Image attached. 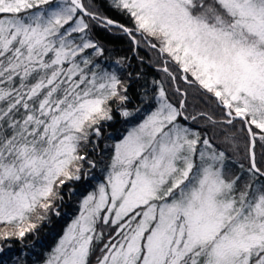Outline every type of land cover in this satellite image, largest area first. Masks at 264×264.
<instances>
[{"label":"snow or ice","instance_id":"snow-or-ice-1","mask_svg":"<svg viewBox=\"0 0 264 264\" xmlns=\"http://www.w3.org/2000/svg\"><path fill=\"white\" fill-rule=\"evenodd\" d=\"M114 109L130 127L96 175ZM71 182L41 264H264V0H0V240L59 217Z\"/></svg>","mask_w":264,"mask_h":264},{"label":"trees","instance_id":"trees-1","mask_svg":"<svg viewBox=\"0 0 264 264\" xmlns=\"http://www.w3.org/2000/svg\"><path fill=\"white\" fill-rule=\"evenodd\" d=\"M121 19L123 21V18ZM123 22L127 23V21ZM99 39L107 49L106 55L112 61H115L121 56L132 55L130 52V45L126 39H117L103 31H99ZM140 54L144 55L145 53L142 51ZM150 58L151 57H146L144 65L145 70L149 74V80H151L152 77L160 78L161 73H158L155 68L148 66V61ZM132 63L139 69L140 66L134 59ZM133 98L135 100L134 94ZM136 106L137 105L135 103H132L128 105V108L133 109ZM194 107L196 110H208V107L199 99H197L190 91L188 97V108L190 113L193 111ZM112 115L113 119L111 121L102 122V137L96 141V147L93 148V145L89 144L86 149L88 157H92V159L97 162V168L93 170L96 175H100V169L107 162L114 143L121 139L122 136L126 134L127 129L130 127V124L127 123L115 109L113 110ZM96 149L100 150L102 156H98V158L93 157ZM260 151V148L257 147L258 160L260 158ZM241 152L243 153L242 141ZM73 183L75 182H71L69 185H66L63 188L62 194L65 195L64 202H56L61 213L59 217H57L54 213H51L50 220L44 222V224L39 227L37 231L27 234L23 242L17 238L0 240V247L4 249L2 254L3 259L6 261V264H13V261H15L16 264H41L45 254L55 246L59 236L63 233V229L78 211V197H72L69 199L66 195L68 187L72 186ZM75 188L77 193L80 195L86 194L87 191L91 190L90 187L84 184V181L75 183Z\"/></svg>","mask_w":264,"mask_h":264},{"label":"rangeland","instance_id":"rangeland-1","mask_svg":"<svg viewBox=\"0 0 264 264\" xmlns=\"http://www.w3.org/2000/svg\"><path fill=\"white\" fill-rule=\"evenodd\" d=\"M92 151H93V149H92ZM98 156L100 157V156H102V153L100 152V150H95V153L93 154V157L94 158H98ZM89 159H92V157H89ZM88 168V165L85 163V169H87ZM58 206H59V204H58ZM75 215V214H74ZM74 217V216H73ZM72 217V218H73ZM71 222V221H70ZM69 222V223H70ZM56 244V243H55Z\"/></svg>","mask_w":264,"mask_h":264}]
</instances>
